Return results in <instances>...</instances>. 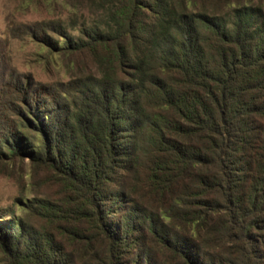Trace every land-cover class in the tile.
I'll return each instance as SVG.
<instances>
[{
  "label": "trees",
  "instance_id": "trees-1",
  "mask_svg": "<svg viewBox=\"0 0 264 264\" xmlns=\"http://www.w3.org/2000/svg\"><path fill=\"white\" fill-rule=\"evenodd\" d=\"M77 1L37 37L93 72L0 118V162L50 188L0 207L1 262L264 264V0Z\"/></svg>",
  "mask_w": 264,
  "mask_h": 264
},
{
  "label": "rangeland",
  "instance_id": "rangeland-1",
  "mask_svg": "<svg viewBox=\"0 0 264 264\" xmlns=\"http://www.w3.org/2000/svg\"><path fill=\"white\" fill-rule=\"evenodd\" d=\"M86 13L77 0H0V118L6 104L17 102L19 83L44 87L93 72L87 54L54 51L37 37L48 26L49 36L59 40L56 26L74 32ZM47 180L48 173L27 159L0 162V207L17 206L24 216L20 202L47 198ZM29 221L39 223L36 217Z\"/></svg>",
  "mask_w": 264,
  "mask_h": 264
}]
</instances>
